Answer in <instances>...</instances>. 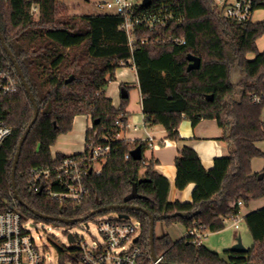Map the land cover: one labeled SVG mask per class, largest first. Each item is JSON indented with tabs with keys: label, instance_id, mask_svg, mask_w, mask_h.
<instances>
[{
	"label": "trees",
	"instance_id": "1",
	"mask_svg": "<svg viewBox=\"0 0 264 264\" xmlns=\"http://www.w3.org/2000/svg\"><path fill=\"white\" fill-rule=\"evenodd\" d=\"M151 2L167 5L180 21L161 31L138 33L137 38L144 37L148 43L137 45L131 52L119 15H68L60 0H0V32L38 108L15 175L17 194L31 210L55 218H85L101 207L124 204L135 184L139 197L127 204L150 213L155 224L160 221L166 227L180 224L189 229L197 222L213 233L224 228L225 217L239 212L238 202L247 205L264 197V179L258 180L264 169L255 174L251 171L252 159L264 157L256 146L264 141V122L260 119L264 104H253L249 98L264 90V52L259 53L256 47L264 35V21H230L219 13L213 0ZM33 5L38 7L36 14L32 13ZM262 8L264 0H258L256 10ZM170 35L184 39L185 45L154 43L155 38ZM189 55L200 59L198 69L187 70ZM249 55L253 58L249 59ZM129 60L136 71L146 125L161 126L166 138L173 141L180 140L178 126L183 119L192 126L202 119H213L223 130L229 153L215 159L211 170H205L195 151L188 147H183L175 159L176 189L195 185L190 203L168 201L169 182L155 170L156 160L144 158V142L117 138L116 121H127L128 98L123 97L115 108L104 89L115 80L116 70L127 66ZM0 62L12 69L18 82L16 90L0 101V117L11 128L0 147V211L13 205L24 219L46 221L14 197L13 159L33 119L34 108L1 44ZM234 64L243 75L237 84L230 79ZM120 87L127 90L124 85ZM78 115L89 116L92 127L86 130L84 151L71 158L88 157L91 144L110 143L111 153L99 173L89 171L85 175V198L78 203H60L45 191L31 190V171L53 168L68 157L57 154L52 158L50 148L59 135L71 130ZM138 146L142 159H126ZM52 189L59 187L53 184ZM118 213L140 222L138 242L149 263L147 215L135 211ZM243 222L252 238L246 252L225 251L222 257L203 244L195 246L186 236L174 242L167 234L154 238V252L162 256L160 264H264V207L244 216ZM52 243L63 263L67 259L64 246Z\"/></svg>",
	"mask_w": 264,
	"mask_h": 264
},
{
	"label": "built area",
	"instance_id": "2",
	"mask_svg": "<svg viewBox=\"0 0 264 264\" xmlns=\"http://www.w3.org/2000/svg\"><path fill=\"white\" fill-rule=\"evenodd\" d=\"M143 0H102L96 3L100 11L116 14L122 17L121 29L125 32L128 47L132 52L137 45H146L148 39L137 38L142 31H161L180 21L173 11L165 4H151L148 7L142 5ZM215 8L226 19L244 23L253 21L258 0H213ZM32 13L38 12V7L33 5ZM156 44L185 45V40L174 35L165 38L154 39ZM264 84V80H263ZM18 87L16 77L10 68L4 67L0 62V101L11 94ZM253 104H264V90L254 92L249 96ZM119 132L129 129L126 122L116 121ZM91 128V127H90ZM134 129H136L134 127ZM11 134V128L0 117V147ZM151 145V144H150ZM88 157H72L63 159L53 168L33 169L31 171L30 187L32 191L43 192L50 199L63 202L78 203L87 195L85 175L87 172L101 171L106 158L111 153L110 143L90 145ZM126 155L125 158H129ZM100 163V168L95 169L94 164ZM59 187L53 190L52 185ZM242 202H238V207ZM119 214V213H118ZM224 222L238 229L242 218L238 213L225 217ZM30 220L24 219L22 213L13 205L0 211V264H51L50 259L45 258L46 247L39 244L40 237L33 238L28 230ZM99 239H94L90 244L71 234L72 243L67 241L64 246L67 259L58 264H160L162 256L155 261L150 259L147 263L144 251L138 242L141 232L140 222L128 216L127 219L96 218ZM87 227V226H86ZM207 231L202 225L194 222L192 227L186 229V237L192 244L201 246L207 236ZM67 239V236H66Z\"/></svg>",
	"mask_w": 264,
	"mask_h": 264
},
{
	"label": "crops",
	"instance_id": "3",
	"mask_svg": "<svg viewBox=\"0 0 264 264\" xmlns=\"http://www.w3.org/2000/svg\"><path fill=\"white\" fill-rule=\"evenodd\" d=\"M120 85L127 87V90L123 91ZM104 93L107 98L111 99L112 106L115 108L119 107L123 97L126 96L128 98L125 111L127 114V123L130 125V128L119 132L117 138L127 140L129 142L137 140L144 142L147 147L143 153L144 158L147 160H156L157 165L155 166V170L159 174L166 177L169 182L168 201L190 203L195 185L189 184L183 190L176 189L175 180L177 171L175 167V159L183 147H188L195 151L202 167L205 170H211L215 159L226 157L229 153L228 142L223 140L222 128H220L213 119H202L195 126H192L189 120L183 119L178 126L180 140L173 141L166 138V132L161 126L146 125L145 117L142 112L141 94L138 87L136 71L131 60L127 62V66L116 70L115 80L109 82L104 89ZM260 119L264 122L262 115ZM90 127H92V120L89 116H75L72 122L71 130L65 134L59 135L54 145L50 148L52 158H54L57 154L71 156L82 153L85 149V133ZM134 127L136 129H134ZM257 148L259 149L258 146ZM145 153L147 155H145ZM263 169L264 166H254L252 159V174L260 173ZM263 207V198L253 200L247 205L242 204L239 207V214L244 218V216L250 212ZM177 225L179 224H173L171 226L176 228ZM227 226L229 228H233L228 223L224 222V228L213 233H220ZM182 232L181 238H184L186 235V229L184 227ZM237 235L238 234L234 232L232 236L224 240V247H227L224 252L230 251V248L236 243V240L241 238ZM205 238H207V236ZM178 240L172 241L175 242ZM223 257H225V254Z\"/></svg>",
	"mask_w": 264,
	"mask_h": 264
},
{
	"label": "rangeland",
	"instance_id": "4",
	"mask_svg": "<svg viewBox=\"0 0 264 264\" xmlns=\"http://www.w3.org/2000/svg\"><path fill=\"white\" fill-rule=\"evenodd\" d=\"M102 0H60L62 6L66 9L68 15H88V14H105L107 11H100L96 8V3ZM253 21H264V8L256 10L253 15ZM256 47L259 53L264 52V35L256 42ZM253 55H249L248 58L252 59ZM239 68L234 64L232 72L237 71ZM231 72V73H232ZM243 78L241 72H239L236 80L240 81ZM262 119H264V108L261 111ZM259 149L264 153V141L257 143ZM145 155H147L145 153ZM254 166H264V157H258L253 159ZM100 163L96 162L94 168H100ZM264 199V197H262ZM116 218L118 216L117 211H109L102 215H97L93 218H86L85 220H79L73 224H58L54 225L46 221L30 220L28 230L33 238L40 237L39 244L46 247L45 258L50 259L51 264H58V256L55 246H65L67 244V233L74 234L79 238H83L87 243H91L94 239H99L100 235L97 230L96 218L100 217ZM242 218L243 216L240 215ZM87 226V227H86ZM183 227L179 224L175 228L174 226L165 227L160 221H156L154 227V235L156 238L163 234L169 235L171 240H178L181 238ZM236 232L241 238L242 246L249 249L252 246V238L247 230L243 220L239 224V229L229 228L228 226L220 233H207V238L203 241L205 247L209 250L217 252L222 257L224 256L225 246L224 240L232 236ZM46 264H50L48 261Z\"/></svg>",
	"mask_w": 264,
	"mask_h": 264
},
{
	"label": "water",
	"instance_id": "5",
	"mask_svg": "<svg viewBox=\"0 0 264 264\" xmlns=\"http://www.w3.org/2000/svg\"><path fill=\"white\" fill-rule=\"evenodd\" d=\"M84 1H88V0H84ZM150 4H151V0H143L142 5L144 7H148ZM0 44H1V47H2L3 51L5 52L6 56L8 57L10 63L12 64L13 69H14L17 77L19 78V80L21 82V85L24 88L25 92L27 93V95H28V97H29V99H30V101L32 103V106L34 108V116H33V119L30 122V124L28 125L26 131L24 132V134L22 135V137H21V139L19 141V144H18V147H17V151H16V153L14 155L13 164H12V170H11V182H12V189H13V193H14L15 200L20 205L25 206L24 203L20 200V198H19V196L17 194V191H16V183H15L16 167H17L18 159H19V156H20V153H21V148H22V145L24 143V140L26 139L27 134L30 131L32 125L35 122V120L37 119V116H38V108H37L35 99H34L32 93L30 91V88H29L27 82L25 81L24 75H23L22 71L20 70L18 64L14 60L13 55L11 54V52L9 51V49L7 48L1 32H0ZM187 59L189 61V65L187 67V70L188 71H190V70H196V69H198L200 67V59L199 58H197L195 56H192V55H189L187 57ZM239 72H240V70L238 69L237 71L231 73L230 79H231V83L232 84H237L238 83V81L236 80V78H237ZM70 80L71 79H69L68 81H70ZM208 98L209 99H212L211 96L208 97ZM97 122L98 121H94L93 123L94 124H97ZM130 156L132 157V159L137 160V161H140L142 159V149H141V147L138 146L134 150H132L130 152ZM262 179H264V173H260L258 175V180H262ZM143 181L144 180H141V182H143ZM138 197L139 196L137 194L136 185L134 184L131 193L124 198V204H122V205H114V206H107V207H101V208H99V209H97L95 211H92L89 214V216H87L85 218H80V219H64V218L50 217V216L42 215V214H40V213H38L36 211H33L29 207H27V206H25V207H26L27 210L31 211L36 217H38V218H40L42 220L54 221V222H59V223H63V224H73V223H75V222H77L79 220H85L86 218H88L90 216H94L96 214H101V213H106V212H109V211H117V212L118 211H135V212H142L145 215H147V217L149 219V246H150V254H151V259L153 261H155L157 259V256H156V254L154 252V238H155V235H154V227H155L154 218H153V216L150 213H148L147 211H145L141 207L133 206V205H128L127 204L128 201L133 200V199H136ZM118 216H119V218H123V219H127L128 218V215L125 214V213H119ZM73 240H74L73 236L71 234H68L67 235V241L69 243H72ZM230 251L236 252V253H243V252H246L247 249L242 246L241 239L238 238L236 240V243L230 248ZM163 264H166V263H163Z\"/></svg>",
	"mask_w": 264,
	"mask_h": 264
}]
</instances>
